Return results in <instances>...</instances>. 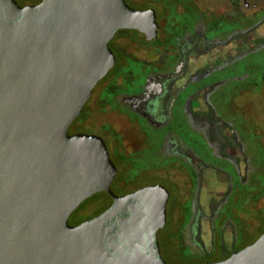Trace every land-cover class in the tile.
<instances>
[{"label":"flooded vegetation","instance_id":"flooded-vegetation-1","mask_svg":"<svg viewBox=\"0 0 264 264\" xmlns=\"http://www.w3.org/2000/svg\"><path fill=\"white\" fill-rule=\"evenodd\" d=\"M40 1L25 0L21 5ZM127 1L137 8H154L159 22L155 38L138 29L124 28L109 42L116 56L112 69L124 67L129 61L138 62V80H132V89L125 90V80H130L134 74L129 72L123 76L116 72L111 75V69L105 78L111 77L103 83L105 78L99 81L69 133H95V129L103 133L101 136L118 168L111 184L118 196L147 186L163 185L154 180L157 177L168 181L172 189L163 185L170 192L164 209L151 206L146 197L123 205L120 213L107 224L109 228L114 227L111 233L114 239L108 238L107 244H119L125 252H133L137 247L155 256L160 252L158 256L168 264V258L178 260V264L224 260L245 247H236L248 222L240 215L248 211L241 203L253 195L258 198L263 184L256 181V176L264 172V166L263 162L254 166L257 151L252 149L251 143L255 140L251 137L248 142L243 137L245 132H251L248 118L235 109V98L245 88L238 83L232 91L227 88L233 83L232 78L241 79L237 76L240 72H230L228 67L243 55L264 47V0L253 4L227 0L226 6L220 8L211 7L204 0ZM223 22L228 25L221 29L219 24ZM236 38H252L255 46L232 59L198 62L201 56L219 51L220 47L235 46ZM244 44L246 47L245 41ZM228 49L229 55L232 54L233 50ZM98 113L115 114L123 125L96 122L92 117ZM188 124L200 129L219 163L201 155L184 136L182 130ZM91 129L94 131L90 132ZM142 150L152 156L147 161L160 164L155 169L154 166L135 169L132 175L130 166L137 158L130 160V156ZM209 169L226 189L215 190L222 193L218 194V201L212 199L215 192L211 193L212 198L204 206L201 198L205 171ZM152 173L157 174L156 177L153 178ZM178 175L185 181V192L180 189L182 182ZM145 176L144 183L132 186L134 180ZM97 193L71 214V225L92 219L113 205L114 199L107 191ZM179 199H184V208L178 206ZM157 202H161V197ZM205 207L209 211H205ZM227 236L232 238L230 250L226 248ZM130 245L135 247L130 249Z\"/></svg>","mask_w":264,"mask_h":264},{"label":"water","instance_id":"water-1","mask_svg":"<svg viewBox=\"0 0 264 264\" xmlns=\"http://www.w3.org/2000/svg\"><path fill=\"white\" fill-rule=\"evenodd\" d=\"M158 27L154 8L127 0H0V264H168L160 252L107 244L114 239L107 224L139 197L164 209L169 190L154 185L118 196L105 139L69 133L116 64L109 44L116 32L132 28L155 38ZM101 191L113 205L71 225V214ZM203 264H264V233Z\"/></svg>","mask_w":264,"mask_h":264},{"label":"rangeland","instance_id":"rangeland-1","mask_svg":"<svg viewBox=\"0 0 264 264\" xmlns=\"http://www.w3.org/2000/svg\"><path fill=\"white\" fill-rule=\"evenodd\" d=\"M20 4H24L25 0H17ZM206 3L211 5V7H224L227 4V0H204ZM247 1L249 4H253L254 2H257L256 0H243ZM253 12L254 10L251 9ZM221 29L223 27H227L228 23L223 22L220 23ZM236 45L229 47H220L219 51L210 52L208 55L201 56L200 60L198 62L206 64V62H216V61H222L223 59H232V56L238 55L240 56L244 51H248L249 48H253L255 46L254 39L252 38H236ZM244 41L246 42V47L244 44ZM259 41V39H258ZM240 42V43H239ZM248 42H251L252 44H248ZM240 44H242V49H239ZM244 44V45H243ZM249 45V47H248ZM231 48L233 50V53L229 55V49ZM228 55V56H227ZM237 56V57H238ZM247 58L243 61L239 62L237 65H234L232 70H238L241 74L250 73L251 77L250 79H246L241 81L240 85L244 86V90L240 93L239 96L235 98V109L239 110L241 113H245V115L248 118L249 126L251 127V132L244 133L243 137L248 142L254 139L255 141L251 143L252 149H255L254 154L257 156L256 160L253 162L254 166H257L259 162H263L264 166V47L262 48V51L260 52H253L252 54H248L246 56ZM138 62L129 61L124 67H116L115 69H112L111 75H114L116 72L121 73L123 76L128 74L129 72H132L134 75L129 78L130 80H125V86L123 87L125 90L128 88V90H131L133 87V81L132 80H138L137 78V72L139 70V64ZM263 63V64H262ZM116 73V74H117ZM110 75V77H111ZM104 77V81H107L109 78ZM103 80V79H102ZM132 81V84H131ZM100 83V84H102ZM252 83V85H251ZM237 83H232L227 88L228 90L232 91L233 88L236 86ZM254 84V85H253ZM263 85V86H261ZM254 86V87H253ZM261 86V87H260ZM97 87V86H96ZM260 88V89H259ZM98 94V92H97ZM96 94V95H97ZM94 120H98V122H111L115 126H122L123 122L120 118H118L115 114H105V113H98L97 115L92 117ZM88 131V130H86ZM94 130H90L92 132ZM250 131V130H249ZM95 133H98L99 135H103L102 132L95 129ZM184 136L191 142L194 147L200 151V154L206 156L208 160L214 163H219V159H216L214 156L215 154L212 153V148H210L206 142V139L202 137V133L200 129H195L190 127V125H186L182 130ZM152 146V145H151ZM154 146V144H153ZM152 148V147H151ZM150 151V149H149ZM147 150H142L140 152H137L135 154H132L131 157L137 158L135 161V164L132 162V166L130 169L131 174L133 175L135 173V169L142 170L144 168H148V166H154L153 169L157 167L158 162H156L155 165L153 163L147 161L148 157H152L150 152ZM153 154V153H152ZM154 162V161H153ZM258 162V163H257ZM165 164V162H162ZM134 164V165H133ZM241 169L244 170L243 163H240ZM129 172V173H130ZM162 174V172H160ZM159 173V174H160ZM261 174H258L256 176V181H262L263 184L261 187V192L259 191L257 194L258 198H255V196L247 197L244 201H242V206L247 209L248 211H242L240 212V215L246 218L247 223L244 225V235L242 236L241 240L238 242L237 246L238 248L244 247L246 245H249L253 242H255L263 233H264V172H260ZM157 174L152 173V177H156ZM181 178L179 180L183 183L180 184V189L182 192H185L187 190V186L185 184V181L183 180L182 175H178ZM147 176L140 178L139 180H134L133 178V184L132 186H136L138 184L144 183L146 181ZM205 184L202 191V198L201 202L204 206H207L208 201L210 199L211 193H214V199L215 201H218L222 193L226 187L219 185V182L215 179V174L212 173V171L209 169V171H205ZM155 181H159L169 189H172L169 182L165 179L158 178L154 179ZM117 190V187H115ZM217 190L218 192H216ZM100 194L97 193L95 196H99ZM187 196V195H186ZM185 196V197H186ZM185 199V198H184ZM184 199H179L178 206L180 208H184L185 201ZM89 200V199H88ZM209 211L207 207H205V211ZM179 213V212H178ZM206 222V221H205ZM226 248L227 250H230L232 248V238L230 236L226 237ZM168 261L170 264H178L179 261H174L171 258H168Z\"/></svg>","mask_w":264,"mask_h":264},{"label":"trees","instance_id":"trees-1","mask_svg":"<svg viewBox=\"0 0 264 264\" xmlns=\"http://www.w3.org/2000/svg\"><path fill=\"white\" fill-rule=\"evenodd\" d=\"M263 48V47H262ZM262 48H259V49H256L255 51H253V52H260V51H262ZM253 52H251L250 54H252ZM248 55V54H247ZM247 55H243L240 59H238L235 63H234V65H237L239 62H241V61H243L244 59H246L247 57ZM263 64V63H262ZM234 65H232V66H230V67H233ZM230 67H228V69H230V72H232V68H230ZM234 71H236L235 69L233 70V72ZM237 72H239L238 70H237ZM231 74H233V73H231ZM237 76L238 77H241V79H234V78H232V82L234 83H238V84H241V81H243V80H246V79H250V77H251V74L250 73H246V74H241V75H239V74H237ZM247 81V80H246ZM251 85H252V83H251ZM254 85V84H253ZM243 88H244V86L243 85H241ZM261 86H263V85H261ZM260 86V87H261ZM254 87V86H253Z\"/></svg>","mask_w":264,"mask_h":264}]
</instances>
